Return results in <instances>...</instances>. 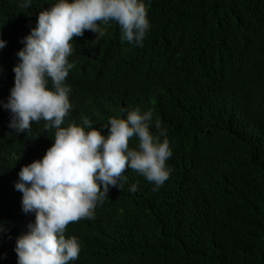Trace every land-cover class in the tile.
<instances>
[{"label":"trees","instance_id":"16d2710c","mask_svg":"<svg viewBox=\"0 0 264 264\" xmlns=\"http://www.w3.org/2000/svg\"><path fill=\"white\" fill-rule=\"evenodd\" d=\"M49 1L32 0L29 11ZM145 4L150 29L133 57L156 55L146 63L152 75L133 67L117 93L97 92L95 113L119 114L123 95L143 99L169 140V178L154 190L126 169L123 188H110L94 219L66 226L80 244L71 264H264V0ZM104 33L75 44L65 81L73 112L90 120L93 110L80 105L95 95L90 61L104 44L119 43L114 28ZM9 90L0 82V125L10 120L2 106ZM41 123H32L37 135ZM16 160L0 159V264H17L16 238L34 218L21 211L14 184L27 163Z\"/></svg>","mask_w":264,"mask_h":264},{"label":"clouds","instance_id":"9594fccd","mask_svg":"<svg viewBox=\"0 0 264 264\" xmlns=\"http://www.w3.org/2000/svg\"><path fill=\"white\" fill-rule=\"evenodd\" d=\"M31 1L0 0V68L6 63L0 82L10 89L2 105L10 120L0 125V159L27 163L14 188L21 193L22 213L34 218L16 238L17 264H71L80 244L65 236L66 226L94 219L110 188H123L126 169L154 190L161 187L169 178L166 161L172 151L143 99L123 95L119 114L97 119L95 113L97 92L117 93L133 67L152 75L146 63L156 55L149 53L143 62L133 57L150 29L145 0H53L29 11ZM108 27L119 43L104 44L90 61L87 85L95 95L81 96L80 105L95 118H81L72 110L65 82L74 67L75 44L89 35L98 42ZM40 121L45 123L38 124L37 135L32 123ZM136 190L135 184L128 188Z\"/></svg>","mask_w":264,"mask_h":264}]
</instances>
